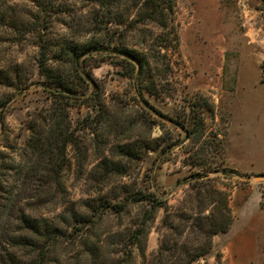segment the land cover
Here are the masks:
<instances>
[{"label": "rangeland", "instance_id": "rangeland-1", "mask_svg": "<svg viewBox=\"0 0 264 264\" xmlns=\"http://www.w3.org/2000/svg\"><path fill=\"white\" fill-rule=\"evenodd\" d=\"M57 2L54 49L103 47L81 58L70 99H55L39 73L30 28L40 10L0 0V168L15 215H43L62 232L47 264H241L229 244L243 232L254 236L247 264H264V0H174L168 27L134 22L120 35L119 8L109 16L92 0ZM119 46L148 64L134 71ZM54 109L72 141L38 163L36 139L49 135ZM137 190L167 206L130 201ZM226 200L233 223L209 241L210 226L229 218Z\"/></svg>", "mask_w": 264, "mask_h": 264}, {"label": "trees", "instance_id": "trees-1", "mask_svg": "<svg viewBox=\"0 0 264 264\" xmlns=\"http://www.w3.org/2000/svg\"><path fill=\"white\" fill-rule=\"evenodd\" d=\"M40 10V14L35 16V22H32L31 30L36 35L34 44L37 47L36 63L39 73L45 76L49 84L54 88L56 98L73 97L77 93L76 86L79 84L81 77L84 78L81 70L80 60L82 57L88 55L89 50L100 51L103 50L102 45L97 39L90 42H79L73 44L65 40L55 48L56 44L51 37H49L50 28L54 15L60 10V4L57 0H32ZM98 4L107 15H112L114 8H119V14L114 16V20L119 24V35L121 34L120 26L124 27L131 23L148 24L150 22L157 24L160 27H168L174 12V0H92ZM136 8L137 15L130 19L131 8ZM122 8V9H120ZM12 22L8 25L14 29H19L18 24L20 18L13 17ZM22 21V20H21ZM23 23V22H22ZM96 24V22H95ZM168 44L160 43L159 47L168 48ZM160 49V48H159ZM119 55L128 59L134 66V71L137 72L148 64V59L142 52L136 48L129 46H119ZM124 58V59H125ZM69 65L71 71H66L65 66ZM262 81L264 82V61L261 65ZM86 77V76H85ZM12 85L13 80H9ZM67 99V101H69ZM69 103V102H67ZM69 105V104H67ZM67 106H65L66 109ZM47 118L50 120L49 135L47 137L40 136L36 139L35 151L39 153L38 163L43 159L48 152L49 156L53 158L55 152L51 149L52 144H57L61 141V146H64L72 141L69 136L68 127L66 124L67 116L57 109L47 113ZM62 150L61 152H63ZM63 154V153H62ZM39 165V164H38ZM39 171L40 168H35ZM62 168H53L51 171L57 176ZM7 191L8 195L4 196ZM219 191V190H218ZM12 190H6L4 183V173L0 168V264H47L50 247L56 241L59 235H62L60 229L53 225L49 219L43 215L34 216L29 214L25 209H21L18 215H15L16 202L12 200L15 198L12 195ZM127 197L132 202H145L151 209L161 208L167 206V201L161 199L154 193H146L142 190L131 192ZM116 211L124 209V205L116 204ZM224 210L229 215L226 221H219L214 226H210L206 235L210 241L211 237L218 232H227L234 220L231 215V209L227 200L223 203ZM17 221L16 225L13 223ZM5 243H8L12 249L22 248L24 253L21 258L15 252H9L5 248ZM211 245L208 243V248L200 254H206Z\"/></svg>", "mask_w": 264, "mask_h": 264}, {"label": "crops", "instance_id": "crops-1", "mask_svg": "<svg viewBox=\"0 0 264 264\" xmlns=\"http://www.w3.org/2000/svg\"><path fill=\"white\" fill-rule=\"evenodd\" d=\"M238 238H235L233 242L229 244L233 248L234 256L239 258L241 264H247V261H250L252 255H249L246 249L248 242L252 241L254 236L251 233L243 232Z\"/></svg>", "mask_w": 264, "mask_h": 264}]
</instances>
